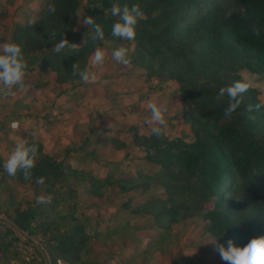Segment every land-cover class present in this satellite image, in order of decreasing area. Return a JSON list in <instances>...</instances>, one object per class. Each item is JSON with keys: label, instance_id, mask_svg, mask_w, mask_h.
<instances>
[{"label": "trees", "instance_id": "16d2710c", "mask_svg": "<svg viewBox=\"0 0 264 264\" xmlns=\"http://www.w3.org/2000/svg\"><path fill=\"white\" fill-rule=\"evenodd\" d=\"M11 1L6 0V5ZM82 1L48 0L35 21L14 27L10 43L22 48L28 76L36 70L51 74L57 85L80 81L72 74V65L89 67L96 47L130 48V64L142 69L147 81L176 83L190 136L169 139L164 133L150 135L151 130L140 135L130 127V144L143 153L144 168L137 174L103 177L71 168L66 163L69 150L57 160L39 142L29 141L38 147L30 179L19 172L10 177L0 158V209L13 203L11 182L51 194L52 201L16 209L12 225L27 236H39L47 264H101L93 257L95 247L111 251L119 241H127L130 232L154 231L157 236L147 247L129 240L133 251L127 257L122 258V250L102 263L136 264L139 257H149L165 240H172L173 228L197 218L206 222L204 232L225 248L228 240L244 247L264 236V107L259 93L250 87L231 119L224 116L227 96L221 102L215 99L221 87L246 82L241 70L264 74V0H90L84 6ZM114 3L139 4L144 11L146 18L138 21L134 40L112 36V25L119 22L111 14ZM49 4L55 5L54 14L48 12ZM80 9L102 28L103 40L94 41L90 29L78 27ZM63 37L72 44L79 42V47L55 53L53 47ZM256 104L262 105L259 112L246 111ZM250 115L255 119H249ZM113 148L126 145L114 143ZM41 177L44 184L37 182ZM106 189L112 191L111 200L137 195L112 206L111 223L101 227L108 206L80 207L79 195L96 201ZM86 209H94V219L86 215ZM241 210L246 215L238 219L235 214ZM4 228L0 262H16L11 244L19 238ZM34 252L36 257L27 264H44ZM179 264L204 263L180 260Z\"/></svg>", "mask_w": 264, "mask_h": 264}, {"label": "rangeland", "instance_id": "374dc122", "mask_svg": "<svg viewBox=\"0 0 264 264\" xmlns=\"http://www.w3.org/2000/svg\"><path fill=\"white\" fill-rule=\"evenodd\" d=\"M86 2L87 0H84L83 6ZM88 2H90V0H88ZM77 15L78 21L84 17L82 9L78 11ZM30 21L31 20H28V22ZM77 24L79 28L84 27L80 23ZM78 44L79 42L77 45ZM120 47L123 46L102 47V49L107 51V59L102 67L92 69V71L96 72L98 75V80L95 83H84L81 80H77L56 86L53 83V76L51 74H49L51 78L49 77L43 80L41 75L34 74L29 77L26 73L24 88L20 89L18 86L14 87L12 89L14 95L8 96L9 106L11 108L14 102L17 103L16 95L21 91L22 95L19 97V102L25 106V108L23 110L17 109V111L14 109V112L32 115V110L35 109L36 112H38L36 115H38L43 107L49 110L53 100H56V96L60 95V91L69 92L70 100H67L66 106L62 110V121L50 125L51 136L45 134V130L48 129V125L45 123L42 126V134L45 135H39L44 138L43 145H48V149L54 150L52 152L53 154H60V157H62L64 155L63 148H66L64 151L69 150L70 154L75 151L76 156L70 157L69 155L66 162L73 166L80 165L79 168L82 167L85 170H91V168L97 169L101 177L109 174L111 170L115 171L114 169L116 167L113 166L110 170L103 166L104 162H106L109 157V155H107L108 150H105L104 153L96 152L95 150L99 147L93 144V142L89 144V147L87 146L88 148H82L87 144V142H83L85 141L84 138L88 136L87 121L92 122V125H95L97 130H104V128H108L115 124L117 129L121 131V133L116 135V143L124 144L127 148L124 149L125 152L119 150L121 154L118 158L112 156V159L116 162L114 164L118 166V172L115 174L116 176L119 173L137 174L139 170L141 171L139 160L142 158L143 153L130 144L132 132L129 128H136L140 135L148 134L152 125L145 124L144 120L151 115L148 108L149 103L155 102L158 105L166 106L168 109L166 113L167 127L163 130L165 136L169 139H187V137L190 136L189 127L183 122L181 115L183 104L180 100L176 83L167 82L158 84L153 81L149 82L145 79V72L142 69L133 67L131 64L125 66L117 63L112 59L111 53ZM124 48L128 49V53L131 50L127 47ZM92 55L88 60L89 68L91 67L90 59ZM239 74L244 81L251 82V88L258 91V98L264 107V74H254L247 70H241ZM58 87L59 91L56 90ZM25 94L26 97L24 98ZM1 96L3 95H0V97ZM3 97L7 99V96ZM3 105L8 106L6 104ZM30 123H32V126H36L35 121L29 123L26 121L23 125L25 140L27 142L34 140L33 137L35 135L32 128H28ZM19 129L20 126L14 130L16 131ZM63 140H71V142L66 143ZM11 142L12 145L10 144L7 147L9 149L8 152H12L17 144L15 136L12 137ZM110 148L111 147H109V149ZM111 149H113V147ZM128 150L132 151L130 160L127 156V154L130 153H127ZM107 170L108 172H106ZM10 185L13 192V189L17 186L13 182H11ZM20 188L22 189V187ZM40 195H44V193H38L31 185L24 186V191H20L17 194L13 193L12 204H8L6 207L0 209V217L3 216L5 218L4 222L12 224L11 216H13L14 211L16 209H25L28 204H32L31 202L36 196ZM135 195H137V192L119 196L117 199L111 200L113 197L112 191L110 192L106 189L104 191V196L96 201H92L85 195H79L81 201H79V205L80 207L83 205V208L88 206H93L94 208L98 206H108L107 213L104 215L101 225V227H105L111 223V217L114 213L112 206H117L126 198ZM16 198L19 201H17ZM86 211V215L88 214L91 219L95 218L94 209H86ZM62 212H65L64 209ZM235 215L238 219H242L246 215V211L241 210ZM205 226L206 222L201 218H197V220H187L185 225H180L172 229L173 234H175L172 240H165L159 250L155 249L157 251L151 253L149 257H139L136 264H174L175 261V264H179L180 260L186 263L202 262L204 264H226L225 261L221 259L215 246L211 244L213 240L204 232ZM18 232L20 236L13 233L19 240L13 241L11 244V249L17 252L18 261L15 262L13 260L4 263L3 260L1 262L2 264H24V262L27 264V262L34 259L36 257L35 250L25 241H29L42 248L40 244L42 241L39 236L30 237L25 233H21L19 230ZM1 233H6L2 224L0 225V234ZM156 236V233L152 230L140 229L134 233L130 232L126 236L127 241H119L117 245L111 248V251L95 247L93 257L98 263L102 264L106 258L113 255L117 256V252H122L123 250L122 258H125L133 251L131 247L133 244L130 243L129 240L140 241L142 246L146 244L147 247L149 240L155 239ZM7 240H9V237ZM5 242L7 241H4V243ZM126 243H129V245ZM29 249H31V251H29Z\"/></svg>", "mask_w": 264, "mask_h": 264}, {"label": "clouds", "instance_id": "9594fccd", "mask_svg": "<svg viewBox=\"0 0 264 264\" xmlns=\"http://www.w3.org/2000/svg\"><path fill=\"white\" fill-rule=\"evenodd\" d=\"M47 10L49 13L54 14L56 12V7L54 4H49ZM111 14L119 17V22H115L112 25V36L129 41L134 40L137 35L136 26L138 21L146 18L139 4H132L131 6L124 4L121 6L120 4L114 3L111 8ZM78 23L94 33L92 36L94 41L97 39H104L103 30L93 17L85 16L80 19ZM66 47L79 46L70 43L63 37L60 42L55 44L53 51L55 53H60ZM111 56L117 63L125 66L131 63L128 49L124 47L112 51ZM106 59L107 51L100 47H96L90 59L91 67L81 69L75 62L72 65V74L79 76L84 83H95L98 80V75L96 72L92 71V69L102 67ZM28 67V62L24 58L22 48L19 45L15 43L0 44V95H14L12 89L17 86L23 89ZM250 87L251 82L236 81L229 86L219 89L215 97L216 101H223L225 96H227L229 101L224 111V116L226 118L231 119L232 113L240 107L243 96ZM261 107V104H256L254 108L253 106H249L246 111L248 113L253 111L259 112ZM148 108L151 115L145 118L144 123L152 125L150 135L160 137L163 134L164 128L167 127L166 113L168 109L166 106L158 105L155 102L149 103ZM248 118L251 120L255 119V117L251 115ZM11 126L13 129L19 127L16 122H13ZM37 160V145H29L26 140H21L15 145L14 150L9 155L3 167L10 177H15L19 172L22 174L23 178L27 180L31 178L32 170L36 167ZM37 182L44 184V178L41 177ZM51 201V194H44L36 197V203L38 204H48L51 203ZM211 244L215 246L221 259L228 262V264H264V236L251 239L244 247L234 246L231 240L227 241V248H225L224 245L217 244L216 239H214Z\"/></svg>", "mask_w": 264, "mask_h": 264}, {"label": "crops", "instance_id": "0c3cea01", "mask_svg": "<svg viewBox=\"0 0 264 264\" xmlns=\"http://www.w3.org/2000/svg\"><path fill=\"white\" fill-rule=\"evenodd\" d=\"M47 1L48 0H12L10 3H7V5H6V0H0V44L10 43V36H11L12 30L14 29L15 26L24 25V24L28 23V20H31L30 22L35 21L38 17L39 11L47 4ZM83 2H84V0H83ZM86 3H89L88 0ZM31 74H32V76L34 74L35 75H41V78H43V80L44 79L46 80L50 77L49 74L44 75V74H42L36 70L32 71ZM27 75H28V73H27ZM52 79H53V77H52ZM53 83H54V81H53ZM55 85L60 86L57 84H55ZM89 86H91V85H89ZM77 89H75V90H77ZM56 90L59 91V87ZM19 93H20V95H19ZM26 94H25L24 98L26 97ZM21 95H22L21 91L17 93V95H16L17 103L12 101V102H14V104L11 105V108L9 106L8 96H7V99H6V97L4 98L3 96L0 97V158H1V160L5 163L7 161V159L9 158V155L11 154V152H8L9 149L7 147L10 144L12 145L11 139L13 136L16 137V143L20 142L21 140H25V132L23 130V125L26 121H27V123L33 122V121H35V123H36L35 127L31 125L32 123H30L29 127H28V128L31 127L35 133V135L33 137L34 140H31V141L39 142L44 151L52 154L57 160H61L64 155L62 157H60V154L55 155L52 153L54 150L52 151L51 149H48V147H49L48 145L44 146L43 145V141H44L43 136L45 134H48L49 136H51L50 125L55 124V123L57 124V123L62 121V117H61L62 110L66 106L67 100H70L69 99L70 93L67 91H60V95L56 96L57 97L56 100H53V103L49 107V110H46V107H43V109L40 111V114H38V115H36V113H38V112H36L35 109L32 110V113H33L32 115L18 114L16 112L17 109L23 110L25 108V106H23L19 102V97ZM3 104H6L8 106H4ZM14 109H16L15 112L17 114L14 112ZM45 110H46V112H45ZM13 122H16L20 126L19 130L15 131L11 127V124ZM45 123L48 125V129L45 130V134L43 135L42 134V132H43L42 126ZM86 124H87L88 136H86L84 138L85 141H83V142L84 143L87 142V144H86V146H84L82 148H88L89 144L93 142V144H95V145H97V147H99L95 150L96 152H98V153L103 152L104 153L105 150H108L107 155H109V157H108L107 161L104 162L103 166L107 167L110 170L113 168V166L116 167L114 169L115 171L109 170L110 171L109 174L110 173L116 174L118 172V170H117L118 166H117V164H114L116 162H114L115 160L112 159V156H114L115 158H118V156L121 154V153H119L120 152L119 150L124 151V149H114V148L111 149V148L113 147V144L116 143V135L121 133V131L117 129V126L115 124L108 127V128H104V130H99V129L97 130L96 126L92 125V122L87 121ZM10 127L13 130H11ZM39 134H41L43 136H41ZM63 141H65V140H63ZM65 142L66 143L71 142V140H67ZM109 147H111V148L109 149ZM126 148H127V146H126ZM65 149L66 148H63V153L65 152L64 151ZM127 153H129V154H127V156H128V159L130 160L132 157V155H131L132 151L128 150ZM69 155H70V157L76 156L75 151L72 154L69 153L67 159L69 158ZM67 159H66V161H67ZM126 159H127V157H126ZM66 163L71 168L83 169L82 167L79 168L80 165L73 166L72 164H70L68 162H66ZM139 163H140L139 166L141 165V169H143L144 166H143V162L141 159L139 160ZM4 171H5V169H4ZM91 171L95 175L97 174L99 176V174H100V172H98L97 169L91 168ZM106 172H108V170ZM2 174H3V171L0 172V176ZM16 186L17 187H15L13 189L14 194H17L20 191H24L23 185L22 186L16 185ZM20 187H22V189ZM36 197L32 200L31 203L36 201ZM17 201H19V200L17 199ZM103 207H105V206H103ZM0 264H2V263L0 262Z\"/></svg>", "mask_w": 264, "mask_h": 264}, {"label": "water", "instance_id": "95a60500", "mask_svg": "<svg viewBox=\"0 0 264 264\" xmlns=\"http://www.w3.org/2000/svg\"><path fill=\"white\" fill-rule=\"evenodd\" d=\"M0 223L4 226L10 228L14 233H16L18 236H20L18 230L12 224H8V223L2 222V221H0ZM25 242L29 246H31L34 250H36L42 256V258L44 260V264H47V258L45 257L44 251L39 246H37V245H35L29 241H25Z\"/></svg>", "mask_w": 264, "mask_h": 264}, {"label": "built area", "instance_id": "2783aa9c", "mask_svg": "<svg viewBox=\"0 0 264 264\" xmlns=\"http://www.w3.org/2000/svg\"><path fill=\"white\" fill-rule=\"evenodd\" d=\"M5 218L3 216L0 217V221L4 222ZM42 249V248H41ZM43 250V249H42ZM29 251H31V249H29ZM59 264V262H58Z\"/></svg>", "mask_w": 264, "mask_h": 264}]
</instances>
